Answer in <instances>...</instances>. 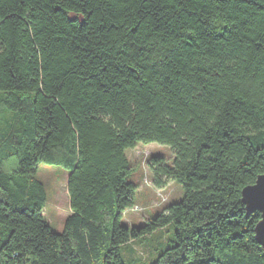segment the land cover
<instances>
[{"label":"trees","instance_id":"obj_1","mask_svg":"<svg viewBox=\"0 0 264 264\" xmlns=\"http://www.w3.org/2000/svg\"><path fill=\"white\" fill-rule=\"evenodd\" d=\"M153 141V186L184 194L124 224ZM42 162L69 171L60 232ZM263 173L264 0H0V264H264L241 199Z\"/></svg>","mask_w":264,"mask_h":264},{"label":"rangeland","instance_id":"obj_2","mask_svg":"<svg viewBox=\"0 0 264 264\" xmlns=\"http://www.w3.org/2000/svg\"><path fill=\"white\" fill-rule=\"evenodd\" d=\"M127 156L130 163L134 166V171L130 177L137 185L135 196V207L123 212L121 222L124 224H141L149 217L163 211L172 203L180 200L184 194L180 183L174 180H168L167 184L161 188L153 186L150 178V168L148 158L150 155L159 153L170 162L172 160V150L166 144L158 142H139L134 148L127 149ZM69 171L58 164L40 163L36 176L44 182L47 191V202L43 208V215L52 228L60 232L64 228L65 219L71 212L69 193L67 189ZM174 226L169 224L165 226L160 233H154L153 236L146 240H139L143 246L138 247L137 259H145L147 263L151 262L150 250L154 252L155 246L160 242L173 238ZM137 243V242H135ZM132 244V246L135 245ZM150 245H153L150 249ZM132 254L125 257V264H130ZM135 259V258H134Z\"/></svg>","mask_w":264,"mask_h":264},{"label":"water","instance_id":"obj_3","mask_svg":"<svg viewBox=\"0 0 264 264\" xmlns=\"http://www.w3.org/2000/svg\"><path fill=\"white\" fill-rule=\"evenodd\" d=\"M242 202L247 211L259 210L261 217L254 227L255 237L264 247V173L242 188Z\"/></svg>","mask_w":264,"mask_h":264},{"label":"built area","instance_id":"obj_4","mask_svg":"<svg viewBox=\"0 0 264 264\" xmlns=\"http://www.w3.org/2000/svg\"><path fill=\"white\" fill-rule=\"evenodd\" d=\"M134 207H135V209L137 208V206H136V205H135ZM134 207H133V208H134ZM133 208H132V209H133Z\"/></svg>","mask_w":264,"mask_h":264}]
</instances>
